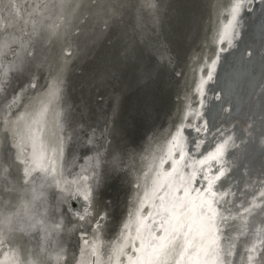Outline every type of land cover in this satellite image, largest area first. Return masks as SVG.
<instances>
[{
  "label": "bare ground",
  "instance_id": "6f19581e",
  "mask_svg": "<svg viewBox=\"0 0 264 264\" xmlns=\"http://www.w3.org/2000/svg\"><path fill=\"white\" fill-rule=\"evenodd\" d=\"M232 2L0 0V45L5 42L9 45L7 49L0 47V53H4L0 55V84L7 89L0 92V161L5 159L6 153L14 155L8 152V145L12 143L11 122L21 113L39 111L47 104V127L55 134L53 146L62 140L60 126L64 128L67 124L64 134L67 156L63 151L57 158L60 186L45 185V199L42 198L43 203L37 201L35 208L38 214V203L47 202L41 206L45 216L37 215L36 218L45 219L46 224L52 226L49 217L54 207L58 212L56 224L64 221L62 215L70 218L64 227L61 224L58 231L63 235L58 239L51 232L47 236L45 232L41 233L39 227L27 229L25 226V230L17 228L11 233L4 230L0 264H15L17 259L20 264H27L29 259L49 257L51 264H56L54 258L60 249L64 250L62 255L75 264L80 259V249L86 247L81 233L86 231L84 238L91 243L96 235L97 214L107 213L98 234L103 241L101 264H106L109 244L120 235L123 224L139 206L146 184L144 173L149 165L154 158L158 163V158L165 154L167 142L177 126L196 123L193 116L185 119V114L199 109L202 97L196 89L201 79L207 80L210 70L213 78L204 87L207 98L204 110L217 128L227 129L243 141L237 139L240 149H230L235 156L226 157L232 171L223 183L231 185L233 195L229 199L233 208L249 207L255 202L254 211L244 223L230 222L229 236L238 237L233 241L235 248L230 259L232 264H249L248 249L255 243V258L260 260V246L264 242V211L260 207L264 205L260 198L264 191V24L256 23L259 12L255 9L246 15L240 14L239 36L235 46L227 51L229 69L219 72L218 62L212 69L218 50L227 48L226 44L218 43L217 35L227 22ZM250 6L251 2L247 7ZM260 6L264 11V0ZM247 48L251 49L248 60L243 57ZM231 56L232 62H229ZM21 62L30 67L31 72L18 74L13 64ZM6 69H9L7 80L3 75ZM158 73H161L159 77ZM152 74L157 76L156 80L151 79ZM30 82L36 84L35 89L27 87ZM21 86L25 88L23 93ZM132 87L140 90L132 93ZM57 88L58 95L50 97L49 93ZM215 91L219 97L214 102L210 97ZM14 96L19 97L17 104H11ZM146 99L151 100L147 104L150 112L147 105L144 106ZM114 100L118 102L115 111ZM159 104L161 107L156 109ZM145 113L147 115H143ZM57 114L63 117L60 126ZM103 114L106 115L105 134L109 139L107 150L92 146L98 145L93 136L100 130L97 125ZM83 124L86 128H80ZM188 128L185 136L189 141L201 138L207 141L200 149L201 153L211 150L210 144L218 139L214 133L198 135ZM142 133L145 134L142 136ZM82 135L86 136L85 141L79 139ZM80 146L89 149L80 153L82 159L77 160V170L81 172L73 171L70 177L68 173L62 174L70 168L68 163ZM176 155L178 157V153ZM96 165L102 170H95ZM105 166L106 170H103ZM166 166V169L170 168L171 163ZM121 168L124 170L120 171ZM34 175L37 176L35 184H40L42 174ZM94 175L99 180L98 187L92 179ZM83 176L89 177L95 193L91 206L85 201L81 203L84 209L88 207L90 215H85L84 209L73 210L69 204L70 193L78 186L71 182L77 181L83 190ZM147 183L150 185V179ZM113 185L119 186L118 189ZM32 186L25 184L22 167L13 164L8 174L0 169V213H23V203L31 199L30 190L26 192L25 188ZM50 190L53 191L52 202L46 197ZM76 213L85 215V221L80 222ZM37 236L41 238V244L40 250L35 252L39 249H35ZM10 240L13 246L5 248L10 245ZM23 242L25 245L21 249ZM27 246L34 253L31 257L22 255ZM92 259L87 257L89 261Z\"/></svg>",
  "mask_w": 264,
  "mask_h": 264
},
{
  "label": "snow or ice",
  "instance_id": "6c2138e0",
  "mask_svg": "<svg viewBox=\"0 0 264 264\" xmlns=\"http://www.w3.org/2000/svg\"><path fill=\"white\" fill-rule=\"evenodd\" d=\"M250 2L251 0H233L228 10L227 22L222 25L217 35L218 43L227 45V48L221 47L219 53L235 46L239 36L240 14L245 4ZM0 47L7 49L9 45L5 42ZM219 53L212 61V69H215L219 60ZM13 68L20 75L31 72V68L25 66L23 62L14 63ZM8 72L9 69L4 71L5 80L8 78ZM212 78L213 71L210 70L207 80L201 79L196 89L202 97L199 109L185 114V119L193 116L196 123L192 125L181 123L177 126L175 133L167 142L165 154L158 158V163L154 158L148 171L144 173L146 184L139 206L134 215L130 214L127 222L123 224L120 235L109 244L106 264H232L230 258L235 248L233 241L238 237L229 236L230 222L234 224L239 220L244 223L254 211L255 202L253 201L249 207L240 205L233 208L229 199L233 195L231 185L223 183L232 171L226 157L235 156V152H230V149L237 151L240 149L241 146L236 143L237 139L243 141L229 130L217 128L208 118V112L204 110L207 99L204 87ZM27 87L35 89L36 84L30 82ZM6 91V87L0 84V92ZM24 91L25 88L21 86V93ZM58 93L59 88L51 91L49 96L56 97ZM18 100L19 97L14 96L11 104H17ZM117 107L118 102L114 100L113 110L115 111ZM48 111V105L45 104L39 111L21 113L11 122L9 130L12 143L8 145V152L14 155L6 153L5 159L0 161V169L8 174L13 164L22 167L25 184L31 183L33 186L31 189L25 188L26 192L30 190L31 199L23 203V213L20 211L10 215L0 213V245L4 243V230L11 233L17 228L23 231L25 226L27 229L39 227L47 236L51 231H58L61 227L62 221L49 226L45 219H37L38 214L35 211L36 202L43 203L45 185L50 187L54 183L57 187L60 186L56 163L57 158L63 155V141L59 140L53 146L55 134L47 127ZM221 111L224 109L221 108ZM5 123L7 125L8 121ZM188 127L198 135L214 133L218 139H215L211 150L206 154L201 153L200 149L207 141L203 138L199 141H189L185 136V129ZM189 143L192 144L191 149ZM169 162L171 167L165 169V164ZM37 173L42 174L39 177V188L35 186L37 176L34 174ZM81 179L83 190L77 181L71 182L78 185L76 191L70 193L71 198L82 199L91 206L95 194L93 185L89 183L88 176ZM92 179L98 187L97 177L94 175ZM149 179L150 185L147 183ZM260 198L264 200V191L260 193ZM260 207L264 211V205ZM84 212L85 215H90L87 208ZM39 215L45 216V213ZM85 215L76 213L80 222L85 221ZM106 216L107 213L97 214L94 223L96 235L91 243L84 238L87 232L81 233L82 243L86 247L80 249V259L76 260L75 264H101L103 241L99 239L98 234ZM42 252L43 249L41 254ZM63 252L64 250L60 249L55 256L56 264H71V261L62 255ZM248 252L249 264H264V242H261L259 261L255 258L257 253L255 243ZM88 256L94 259L89 261ZM5 257H8V253H5ZM51 259L50 257L29 259L27 264H51ZM15 264H20L18 259Z\"/></svg>",
  "mask_w": 264,
  "mask_h": 264
},
{
  "label": "water",
  "instance_id": "95a60500",
  "mask_svg": "<svg viewBox=\"0 0 264 264\" xmlns=\"http://www.w3.org/2000/svg\"><path fill=\"white\" fill-rule=\"evenodd\" d=\"M261 1H263V0H251V6H250V8H248L247 7V5H248V3H246L245 4V7H244V9H243V11L241 12V16L242 15H246L247 14V12L248 11H250V10H252V9H255L256 11H258L259 12V16H257V20H256V23H262V24H264V11H263V9H261V6H260V2ZM257 12V13H258ZM262 12V13H261ZM263 47H264V41H263V45H262ZM74 49V48H73ZM228 50H226V51H224V52H222V53H219V50H218V53H219V60H218V65H217V70L220 72V71H222V70H224L225 72L229 69V67H230V64H226V58H227V56H228V52H227ZM250 54H251V49H250V51H249V48H247L246 50H245V52H244V55H243V57H244V59H246V60H248L249 59V57H250ZM229 62H232V56H231V58H230V61ZM229 65V66H228ZM161 73H158V77H159V75H160ZM150 77V76H149ZM156 75H154V74H152V76H151V79L152 80H156ZM133 88V90H131L132 91V93H134V91L135 92H138L139 90H140V88H136V87H132ZM65 92V91H64ZM60 94H61V92H60ZM141 95L139 94L138 95V98L139 99H141V97H140ZM217 97H219V95L217 94V91H215V92H213V94L211 95V97H210V99L211 100H213L214 102L215 101H217ZM63 98V96L60 98V99H62ZM65 99V98H64ZM134 102V101H133ZM151 102V100H145V102H144V106L145 105H147V104H149ZM59 105L61 106V103L62 102H60L59 101ZM140 104V103H139ZM138 104V105H139ZM136 105V104H135ZM63 106H64V102H63ZM146 107V106H145ZM161 107V105L159 104V105H157L155 108L156 109H159V108ZM64 108V107H63ZM147 109H148V112H150L151 111V109H149V107H148V105H147V107H146ZM134 109H135V106H134ZM14 111V109L11 111V112H13ZM142 112H144V111H141V113ZM157 113V112H156ZM135 114H136V111H135ZM134 114V115H135ZM115 115H117V112H115ZM143 115H147L146 113L145 114H143ZM66 118V117H65ZM74 118V117H73ZM63 120V117H62V115L61 116H59V118H58V121H59V126L61 125V121ZM74 120H76L75 118H74ZM102 120V121H101ZM100 121H101V123H98V125L97 126H99V128H100V130H99V132H97V134L95 135V136H93V139L94 140H96L97 141V144L98 145H96V143H94L92 146H94L95 148L96 147H99V146H102L103 147V149L104 150H107V144L109 143V139H108V136H107V134H105V122H106V115H104L103 114V116H102V119H100ZM114 121H115V118H114ZM90 124V122H87V125H89ZM67 125V124H66ZM66 125H65V127L64 128H61V126H60V130H61V133H62V141H63V144L65 143V135L64 134H66ZM84 125V124H83ZM79 128V127H78ZM77 128V129H78ZM80 128H86V125H84V126H80ZM185 130H190V128H186ZM93 131V130H92ZM187 132V131H186ZM190 132H192V131H190ZM86 133H89L88 131L86 132ZM98 133H100V134H98ZM145 133H142V136L144 135ZM79 137V139L80 140H84L85 139V137L86 136H78ZM137 137V136H136ZM136 137H134L135 139H136ZM85 141V140H84ZM86 145H88V144H86ZM89 146V145H88ZM211 146H213V144L211 143L210 144V147ZM86 150L88 151L89 149L88 148H82L81 146L80 147H77L76 148V150H74V156H73V158L71 159V161H69V166H70V168L69 169H67V170H64V172L62 173V174H65V173H68L69 174V177L70 176H72L73 174V171H76V172H78V173H80L81 171H80V169L79 170H77V167H78V163H77V160H81L82 159V157H81V155H80V153H83V152H86ZM63 151L65 152V156H67V146H65V144L63 145ZM77 152H79V153H77ZM79 154V155H78ZM73 160H74V162H73ZM91 160H94L93 158L91 159ZM64 162H65V157L63 156V159H62V163L64 164ZM93 162V161H92ZM99 163V162H98ZM100 164H103V162L101 163L100 162ZM97 166H99V165H96V166H94V168H95V170H102L101 168H96ZM167 168V166L165 167V169ZM103 170H106V166H105V168L103 169ZM124 170V168H121V170L120 171H123ZM105 176H106V173H105ZM108 182V181H107ZM109 182H110V180H109ZM36 183V182H35ZM116 185H118V184H116ZM116 185H113V186H115V187H117V189H118V187L119 186H116ZM35 186L36 187H38L39 188V184H35ZM109 186V185H108ZM50 192H51V190H50ZM109 193V192H108ZM52 194H53V191L51 192V193H48V195H46V197H47V199H48V202H52V199H51V197H52ZM44 199H45V195H44V197H43ZM44 201H46V200H44ZM82 201L83 200H80L79 202L78 201H76V200H73L72 198H70V201H69V204H70V206H71V208L73 209V210H79L80 211V209L82 210V209H84V207L85 206H83L81 203H82ZM39 204V206H37V207H39L40 208V211L38 212V215H39V213H41V206H44L45 204H47V202L46 203H44L43 205L41 204V203H38ZM55 204V203H54ZM84 205H85V203H84ZM49 207V206H48ZM54 207V206H53ZM75 208H77V209H75ZM88 208V207H87ZM55 209V207L53 208V210H52V215H51V217H49V218H51L49 221H53V223H52V226H54L55 224H56V222L58 221V212H56V210H54ZM50 216V215H49ZM63 216V218H64V223L62 222V227H64L65 225H66V223L68 222V221H70V218H68V217H66L65 215H62ZM44 218H46V217H44ZM38 219V218H37ZM41 219V218H40ZM105 222V221H104ZM37 230H39V229H37ZM40 231H41V233H43V232H45L43 229H41L40 228ZM51 235L55 238L56 237V239H58L60 236H62L63 235V233H61V232H57V231H51ZM22 237H24V235L22 236ZM75 237H79V234H75ZM24 239H26V238H24ZM24 239H20V241H22V240H24ZM40 237L39 236H37V239H36V245H37V247H35V249L36 248H39V249H37V251H35V252H38L39 250H40V247H39V245L41 244L40 243ZM10 242V245L9 246H7V247H5V248H8V249H10V247L11 246H13V244L11 243L12 241L10 240L9 241ZM25 244H24V242L23 243H20V248L22 249L23 248V246H24ZM35 245V246H36ZM3 247V246H2ZM21 249H20V252H21ZM1 251V250H0ZM11 251V250H10ZM9 251V252H10ZM32 250L31 249H29L28 248V246L26 247V249L25 250H22V255H24L25 257H28V256H30L31 257V255L33 256L34 255V253L33 252H31ZM39 254V253H38Z\"/></svg>",
  "mask_w": 264,
  "mask_h": 264
}]
</instances>
